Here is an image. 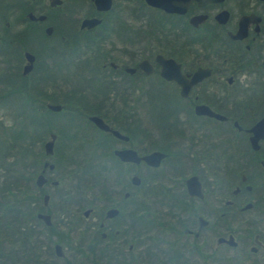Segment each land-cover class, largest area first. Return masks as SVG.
<instances>
[{"label": "flooded vegetation", "instance_id": "af4514ba", "mask_svg": "<svg viewBox=\"0 0 264 264\" xmlns=\"http://www.w3.org/2000/svg\"><path fill=\"white\" fill-rule=\"evenodd\" d=\"M163 1L0 0V102L28 90L46 128L31 142L33 225L57 257L86 235L110 264H264V0ZM93 56L101 79H68ZM68 151L107 173L85 185Z\"/></svg>", "mask_w": 264, "mask_h": 264}, {"label": "trees", "instance_id": "16d2710c", "mask_svg": "<svg viewBox=\"0 0 264 264\" xmlns=\"http://www.w3.org/2000/svg\"><path fill=\"white\" fill-rule=\"evenodd\" d=\"M76 47L75 45L74 48ZM27 91L26 98L20 99L21 103L29 106L30 114L38 112L37 107L28 101L30 95ZM13 144L12 142L2 145L0 153L5 157L13 155L9 151ZM29 146L31 145H28V150H31ZM29 154L30 152L24 158L28 163ZM3 163L0 162V179L4 180L3 190L0 189V264H59L58 259L64 261L60 264H110L107 256L103 259L97 257L92 237L86 239V235L76 245L67 246L72 251L71 254L67 255L65 251L63 257H57L52 245L44 236V230L33 225L32 213L27 203L30 191L29 166H25L12 177L9 167ZM151 255L148 253L143 258L139 257L138 261L142 264H158L155 256Z\"/></svg>", "mask_w": 264, "mask_h": 264}, {"label": "rangeland", "instance_id": "374dc122", "mask_svg": "<svg viewBox=\"0 0 264 264\" xmlns=\"http://www.w3.org/2000/svg\"><path fill=\"white\" fill-rule=\"evenodd\" d=\"M123 14L124 11L121 13V16H124ZM121 32L122 33H120V35L115 33L110 36L111 40H115L117 42V45L119 46H123L125 42V32ZM80 59L83 60L84 57L81 56ZM97 66L98 60H96L94 56L92 60L88 59L84 62L77 61L73 66L67 67V77L69 80H75L84 79V75H86L91 79H101L102 77H100L98 73L99 71H97ZM155 95L156 94H154V89L147 88L146 95L142 98V107L140 110L142 114L147 113L148 117H154V115L159 113L160 111V109L158 108V104L156 103ZM29 111V106L26 104H22L21 100H19L18 98L5 100L4 103L0 102V147L2 148V145H9L12 144V142L14 143L12 148L10 147L9 150L11 151L10 153H13L14 156L11 155L9 157H5L4 155H2L3 153H0V162H4V166L9 167L12 177L16 176V173L18 174V171L23 170L25 166H29V163L24 161L25 156L27 157L28 153L30 152L31 154L32 152V149L28 150V145H31V142L35 141L34 139H42L45 135L46 128L43 124L44 120L41 118V116H39V112H31L30 114ZM39 123L40 125H38ZM29 147L31 148V146ZM25 150L26 152H23ZM67 156L69 160L71 157H84L85 166L83 165L84 172L82 171L84 176L83 183L85 184V181H87V183L91 181L92 183V179L95 178V175L99 173V171L94 168V163H92L91 157L93 156V153H76L68 151ZM15 158H17V160ZM65 167L69 169L70 167H73V164L69 165V162H67V165ZM104 168V170H107V166H105ZM106 173V171H102L99 174L105 175ZM111 179L112 176L110 177V180ZM91 183L89 184V187ZM3 185L4 180L0 179L1 190H3ZM84 191L88 192L87 189H84ZM92 191L93 190L90 189L89 193H91ZM0 197L2 198L1 194ZM65 251L67 255L72 253V251L67 247L65 248ZM57 261L59 264L64 262L61 259H58Z\"/></svg>", "mask_w": 264, "mask_h": 264}, {"label": "water", "instance_id": "95a60500", "mask_svg": "<svg viewBox=\"0 0 264 264\" xmlns=\"http://www.w3.org/2000/svg\"><path fill=\"white\" fill-rule=\"evenodd\" d=\"M97 1V0H96ZM147 2H149L150 4L153 5H158V6H163V7H167L166 2H164L163 0H147ZM110 4V0H106V7H108ZM31 16L34 17V15L30 14ZM43 16H40L39 18H41ZM83 22H90L89 19H85ZM50 108L53 109H58L60 108L59 104H49ZM92 118L97 122V124H99L102 128L108 129L109 126L103 122V120L99 117L96 116H92ZM264 122V118L262 120H260V122L258 124L255 125V128L257 127H261L263 129V133H264V124H261ZM50 144L51 142L49 141L47 143V151H50ZM116 153L124 160H133V161H139L141 159H145L148 163H158L160 157L163 155V153L158 152V151H154V152H150L146 155H139L135 150L133 149H123V150H116ZM44 180L43 174H39L38 179H37V183L40 185L42 184ZM133 180L138 181L137 176H133ZM190 180V179H189ZM189 180H187L189 182ZM197 188L199 189H194L192 186L189 185V191L191 193L197 192L199 194H201V189H200V185L199 183L197 184ZM39 216L43 217L46 221V223H49V216L46 213H39ZM55 252L58 256H62L63 255V250H62V246L58 243L55 244Z\"/></svg>", "mask_w": 264, "mask_h": 264}]
</instances>
